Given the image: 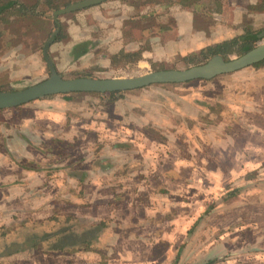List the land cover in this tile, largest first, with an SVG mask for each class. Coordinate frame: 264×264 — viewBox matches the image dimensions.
I'll return each instance as SVG.
<instances>
[{
    "label": "rangeland",
    "instance_id": "374dc122",
    "mask_svg": "<svg viewBox=\"0 0 264 264\" xmlns=\"http://www.w3.org/2000/svg\"><path fill=\"white\" fill-rule=\"evenodd\" d=\"M149 1L59 14L62 38L49 53L57 72L184 70L204 47L246 26L264 30V8L248 7L262 0H203L199 11ZM51 13L44 26L29 16L0 21V92L50 76ZM121 50H140L141 60L116 67ZM58 216V228L32 226ZM0 264H264V66L114 102L75 93L0 110Z\"/></svg>",
    "mask_w": 264,
    "mask_h": 264
},
{
    "label": "water",
    "instance_id": "95a60500",
    "mask_svg": "<svg viewBox=\"0 0 264 264\" xmlns=\"http://www.w3.org/2000/svg\"><path fill=\"white\" fill-rule=\"evenodd\" d=\"M99 1L101 0H96V2ZM84 5V3H81L75 8H81ZM71 9L69 8V10ZM60 13L58 12L54 17L56 18ZM51 43L52 38L45 43L43 48V55L46 59L50 76L46 80L20 91H1L0 110L20 107L51 95L92 92L109 94L143 89L153 85L183 84L198 80H212L222 75L244 70L264 60V43H261L247 53L233 59L226 60L222 56H214L204 64L184 70L166 69L141 75L108 79L90 77L65 79L57 72L48 55Z\"/></svg>",
    "mask_w": 264,
    "mask_h": 264
},
{
    "label": "trees",
    "instance_id": "16d2710c",
    "mask_svg": "<svg viewBox=\"0 0 264 264\" xmlns=\"http://www.w3.org/2000/svg\"><path fill=\"white\" fill-rule=\"evenodd\" d=\"M0 0V21L1 23L6 22L7 24L13 23V21H16L19 17L22 18H26V17H30V18H34V21L32 24L33 25H43L45 21L42 19H45V15L49 12H52L51 15L52 17V25L53 28L48 30L47 36L44 39V42H47L49 39L52 38V44L57 43L58 41L61 40L62 38V33H63V29H62V25L59 21V16L63 13H74L77 10H81L83 8H89L92 7L94 5H97L105 0H101L99 2H96V0ZM74 1V2H73ZM138 1V0H137ZM141 1V0H140ZM163 0H154V1H149L148 3H152L154 5L159 6L160 3ZM201 1L203 0H180V6L185 7V8H191V7H195V10L198 9V5H200ZM212 4L216 5L217 7H221V2L220 0H211ZM85 4L84 6H82L81 8H75L78 4ZM249 9L252 8H260L263 9L264 8V0H262V3L260 5H249L248 6ZM69 8L71 10H69ZM199 11V10H197ZM58 12H61L60 15L55 18V14H57ZM198 14V19L201 18V14ZM207 17H209V19H211L210 17H212L209 14H204ZM10 17H13L15 20L13 19H9ZM149 18V17H148ZM146 20V18L144 19ZM19 21V20H17ZM197 25L200 23L198 22V20L196 21ZM204 30V29H203ZM231 37V36H230ZM227 37L228 40L224 41V42H220V43H214L212 45H208L206 47H204L203 49H201L198 53V55H193L189 58L190 63L193 62V66H197V65H201L204 64L205 62H207L208 60H210L211 58H213L214 56H222L223 58H225L226 60H229V58L231 56H241L245 53H247L248 51L252 50L253 48L256 47V43L259 41L264 40V30H255L254 28H252V26H246L244 28V30H242V34L235 37V38H231ZM50 53V47L48 50V55ZM141 51L140 50H134V51H124L121 50L119 53H116L115 55H113L111 58L113 65H115L116 67H122V68H132L135 66V64H137L140 60H141ZM200 57V59L198 60L197 58ZM119 59L124 60L123 64H119ZM44 60H46L44 58ZM115 63V64H114ZM254 67H262L264 66V60L258 64L253 65ZM154 68L155 71H160V70H165V68L157 66L156 64H154ZM198 81H210V80H198ZM192 82V81H191ZM188 83V82H187ZM170 85H174V84H170ZM154 86V85H153ZM124 92H113V93H109V94H101V93H80V94H85V95H95L97 97H100V99H105L109 98V100L111 102H114L116 99H118V97L123 96ZM65 97V99H70V97L73 94H59ZM53 96H57V95H51L48 97H53ZM101 162L106 161V159H100ZM113 166V165H112ZM111 166H106L103 167L102 171L106 172L108 171ZM59 217V216H58ZM57 219H50V221L47 222H39V223H34L32 224V226H43L46 223V226H48L47 224H54L56 225V227L58 228L59 226H61L63 224V218L59 217ZM67 220H69L70 222L73 223H78L80 225H83L84 223H86V221H82L80 219H72V218H68ZM80 222V223H79ZM13 227L16 229L18 228V226L20 224H12ZM11 229L8 230H13L12 227H10ZM63 229V228H62ZM34 238V237H33ZM34 240H30V242H32ZM28 243V244H29ZM30 247L33 246V243L31 245H29ZM18 249H23V245H21L20 247H17ZM17 249V250H18ZM56 251H58V248L56 249ZM59 251H63L62 249H59Z\"/></svg>",
    "mask_w": 264,
    "mask_h": 264
},
{
    "label": "flooded vegetation",
    "instance_id": "af4514ba",
    "mask_svg": "<svg viewBox=\"0 0 264 264\" xmlns=\"http://www.w3.org/2000/svg\"><path fill=\"white\" fill-rule=\"evenodd\" d=\"M263 41V40H262ZM262 41H260L258 44H261V43H264V42H262ZM257 44V45H258ZM235 57H238V56H235ZM232 58V56L229 58V59H231ZM198 66V65H197ZM193 67V66H192ZM252 67V66H251ZM249 68V67H248ZM166 70V69H165ZM167 70H169V69H167Z\"/></svg>",
    "mask_w": 264,
    "mask_h": 264
},
{
    "label": "crops",
    "instance_id": "0c3cea01",
    "mask_svg": "<svg viewBox=\"0 0 264 264\" xmlns=\"http://www.w3.org/2000/svg\"><path fill=\"white\" fill-rule=\"evenodd\" d=\"M121 237H122V234H121ZM123 238V237H122Z\"/></svg>",
    "mask_w": 264,
    "mask_h": 264
}]
</instances>
